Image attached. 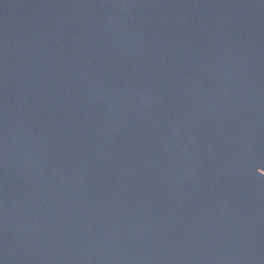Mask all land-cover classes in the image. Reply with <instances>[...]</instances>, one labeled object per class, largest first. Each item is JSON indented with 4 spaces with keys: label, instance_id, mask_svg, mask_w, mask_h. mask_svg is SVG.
Listing matches in <instances>:
<instances>
[{
    "label": "water",
    "instance_id": "1",
    "mask_svg": "<svg viewBox=\"0 0 264 264\" xmlns=\"http://www.w3.org/2000/svg\"><path fill=\"white\" fill-rule=\"evenodd\" d=\"M0 264H264V0H0Z\"/></svg>",
    "mask_w": 264,
    "mask_h": 264
}]
</instances>
